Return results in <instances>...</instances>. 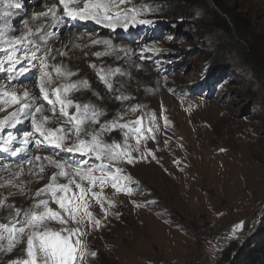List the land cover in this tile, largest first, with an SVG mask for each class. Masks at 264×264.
<instances>
[{
  "label": "rangeland",
  "instance_id": "1",
  "mask_svg": "<svg viewBox=\"0 0 264 264\" xmlns=\"http://www.w3.org/2000/svg\"><path fill=\"white\" fill-rule=\"evenodd\" d=\"M148 1L130 0L123 7L135 5L144 11L150 6ZM172 7V19H152L150 27L137 24L141 30L130 25L127 31L120 29L123 32L116 34L106 27L105 33L97 34L102 30L99 25L91 30H76L70 38L63 29L60 37L56 28L67 23L64 17L63 22L54 26L51 23L43 32L30 37L39 40L45 34H56L61 38L50 46L55 51L48 57L49 65L76 73L69 78L72 83L88 84L72 91L68 99L104 110L101 123L121 115V123L142 117L145 135H155V140H142L140 151L132 153H143L145 159L133 165H120L124 168L122 175H130L138 182L129 185L135 189L133 194L116 192L110 184L104 186L102 193L99 186L92 189L105 198L107 218L100 204L88 194L89 211L103 226H84L87 235L80 239L89 253L95 251L97 255L86 256L80 264H228L238 249L245 254L256 248L264 231V0H176ZM6 10L10 12L5 21L7 28L0 24V29H4L5 38H18L24 32L12 34V26L27 22L35 12L24 10L23 21L18 22L16 15L21 14V9ZM28 26L37 33L34 22ZM78 36H84L81 45L77 44ZM104 41L110 42V46ZM61 53L62 59H56ZM246 64L258 66L253 70ZM24 66L26 62L17 67ZM117 68L124 75L111 77L109 91L98 73L107 75ZM49 70L54 76L51 88L65 82L63 77L55 78L54 69ZM211 70L219 71L213 80L214 88H199L194 93L187 90ZM38 76L37 68L23 75L17 72L12 80L0 73V85L18 95L27 90L31 97H36V105H43L42 115L50 118L47 127H70L67 118L60 115L59 105L53 108L43 100ZM118 95L132 99L121 102L115 99ZM50 98L55 99L51 95ZM135 105H140V109L129 111ZM17 108L19 105L0 106V119ZM40 118L41 114H37ZM150 126L154 133L147 132ZM85 128L95 129L99 125L86 124ZM125 131L117 128L103 138L123 147ZM9 132L17 137L10 148L24 147L26 135L31 140L26 150L15 156L0 152V164L10 165L0 172V184L13 179L14 185L23 188L21 194L20 187H0V197H6V204L22 211L29 209L34 199L49 198L35 197L37 190L45 187L58 171L48 166L43 157L85 167L98 164L96 160L85 164L88 156L61 152L43 144L38 148L35 140L40 137L28 116L14 128L5 127L0 133V148ZM74 142L73 136L66 146ZM128 143L136 146V139L130 136ZM148 150L155 154V159ZM35 156L42 159L33 160L31 165L26 162ZM40 165H44L42 173ZM21 168L23 174L14 178L13 174ZM30 168L42 178L30 175ZM76 179L79 181V177ZM57 182L68 181L58 177ZM83 185L89 186L86 180ZM72 191L78 193L79 189L72 185ZM109 201L115 206L109 207ZM133 202L142 206L136 207ZM50 207L57 209L58 205L50 201ZM11 211L7 207L0 209V222L8 223ZM241 223L243 228L235 231ZM49 227L59 229L61 225L51 221ZM26 239L25 235L11 251L7 250L6 239L0 241V264L26 259ZM257 261L264 263L260 258Z\"/></svg>",
  "mask_w": 264,
  "mask_h": 264
},
{
  "label": "snow or ice",
  "instance_id": "2",
  "mask_svg": "<svg viewBox=\"0 0 264 264\" xmlns=\"http://www.w3.org/2000/svg\"><path fill=\"white\" fill-rule=\"evenodd\" d=\"M59 5H62V13L58 16L57 6L49 8L47 12L39 14V16L47 17L53 21V25L61 18L67 17L71 20L93 21L96 24H103L106 27L116 30L118 27L127 31L129 26L136 24H151L150 19L140 18L144 16L142 8L135 5L123 7L125 4H130V0H58ZM82 5V6H81ZM21 4L16 0H0V8L5 9L0 11V20L10 15L8 8H20ZM39 16L37 18H39ZM7 24L5 23V29ZM23 35L16 38H5L4 29H0V73H6L7 78L12 80L15 74L19 72L21 75L27 73L31 68H37L38 89L44 101L55 108L59 105L60 115L67 118L66 125H61L59 128L52 129L46 126L50 118L43 116V105H36V97H31L30 93L25 90L22 95H18L14 90H8L5 85H0V106L19 105V108L9 113L3 119H0V133L5 127H16L22 122L24 116H28L32 128L40 138L35 140L37 147L42 144L48 147L59 149L61 152L72 154H80L82 156L94 157L99 163L96 165L84 166L69 163L64 159L57 160L51 156L43 157L47 161L48 166L56 168L58 171L53 173L50 182L43 188L37 190L35 197L47 196L48 199H34V203L27 210L15 208L14 205L6 204V197H0V209L9 208L12 211L8 216V223L0 222V241L5 239L8 241L7 250L11 251L16 244L20 243L25 235L26 239V259H17L11 261V264H80L86 256L95 257L97 253L87 251V245L80 237L87 235L85 225H90L93 229L102 227V222L95 218L89 211L87 202L88 194L96 199L104 211L105 218L109 215L104 208L105 198L100 193L92 192V189L99 186L101 193L104 186L110 184L116 192H122L127 195L133 194L135 189L129 185L138 183L133 181L130 175H122L124 168L120 165H133L140 159L146 157L141 153L140 156H133V152H139V144L142 140L153 139L155 135L147 136L142 125V117L135 121L121 123L123 119L121 115L119 119L100 122V117L105 115L104 110L96 108L95 105H81L71 99H68L72 91H79L80 86L87 87V81H79L72 83L69 78L76 73L67 72L58 65H49L48 57L51 54V49L47 47L48 35L45 34L39 39L43 43H37L31 39L34 35H38L44 31L43 26L37 29L34 34L32 29L25 22ZM93 43H100L94 41ZM109 44L110 42L104 41ZM30 46V47H29ZM120 51H125L121 49ZM107 55L108 53H104ZM64 55V53H61ZM101 55L100 53L96 54ZM22 62H26L27 66L17 67ZM55 78L63 77L65 82L60 83L55 88L50 86ZM95 67V65H91ZM115 74L124 75L119 68L110 71L107 75L99 74V78L105 83L109 91L112 90L111 77ZM54 96L55 99L50 98ZM118 101L132 99L130 96L118 95L115 97ZM36 105V106H34ZM140 105L132 106L129 111L135 112L140 109ZM75 109V111H70ZM37 114H41V118L37 119ZM154 119V117H153ZM86 124L99 125V128H85ZM119 129L127 130L124 132L123 147L120 143H107L104 140V134ZM147 132L154 133L153 127H149ZM75 137V142L71 146H66V141ZM136 139V146L128 143L129 137ZM17 139L11 132L7 134V139L4 140V146L0 148V152H11L13 156L24 152L29 143L30 137L26 135L23 139L24 147L10 148L9 146ZM223 151V149H222ZM149 155L155 159V154L148 150ZM42 158L35 156L32 160L26 161L32 164L33 160L39 161ZM87 162L85 161V164ZM19 167V166H18ZM10 165L7 163L0 164V172L8 170ZM40 173L44 171V165L39 166ZM99 173V175H96ZM23 174V169L13 174L14 178ZM30 175H36L29 169ZM58 177L67 179V183L60 184L57 182ZM79 177V181L76 179ZM87 181L88 187L83 185V181ZM15 186L13 179H8L5 184H0V187ZM72 185H75L79 192L72 191ZM20 192L23 194V188L20 187ZM59 193V195H58ZM50 201L58 205L57 209L50 207ZM141 207L142 205H136ZM154 203V202H153ZM109 207H114L113 202H108ZM55 221L61 225L59 229L49 227V222ZM69 224L76 225L75 227H67ZM243 228V223L238 225L235 231ZM74 239V242H70ZM2 247V245H0Z\"/></svg>",
  "mask_w": 264,
  "mask_h": 264
},
{
  "label": "trees",
  "instance_id": "3",
  "mask_svg": "<svg viewBox=\"0 0 264 264\" xmlns=\"http://www.w3.org/2000/svg\"><path fill=\"white\" fill-rule=\"evenodd\" d=\"M175 1L176 0H149L147 3L150 6L144 10L145 14H144V16H142V18H149L150 19V18L167 17V18L172 19L174 17L172 14V11L174 9L172 7V3H174ZM147 11L149 13H147ZM242 50L244 51L245 48H242ZM227 54H229V53H227ZM210 56H211V54H210ZM250 60L252 63H254L252 58L248 59V61H250ZM257 66L258 65H256V67ZM245 67H249V69H253V70L255 69L256 70V67L253 64H249V65L246 64ZM211 71H209V73L206 72L204 76L196 79V81H194L191 86L187 87V90L191 93H194V92L199 91L198 90L199 88H201L202 90L204 88L208 89L209 87L214 88L213 80L215 79V74H218L219 71L218 70H211ZM207 89H206V91H208ZM86 158H88V160H86V162L95 161V159L92 158L91 156H88ZM259 238H260V241L258 242V246L256 248L249 249L248 252L245 254L243 253L242 250H239L233 260L229 259L228 264H260V263H258L257 259L260 258L261 260H264V231L261 232V236ZM261 264H264V263H261Z\"/></svg>",
  "mask_w": 264,
  "mask_h": 264
},
{
  "label": "bare ground",
  "instance_id": "4",
  "mask_svg": "<svg viewBox=\"0 0 264 264\" xmlns=\"http://www.w3.org/2000/svg\"><path fill=\"white\" fill-rule=\"evenodd\" d=\"M58 2V0H18V2L21 4V7L19 8V9H21V10H19V11H21V14H19V15H16L18 18H17V20H18V22L19 21H23V17H24V15L26 14V12L24 11V10H29V11H31V12H35L34 14H31L30 15V18H28V20H27V24H29V23H35V27H38V28H40L41 26H43V28H45V27H47L48 25H50L51 23H53V21L52 20H50L49 18H47V17H43V16H39V14H41V13H44V12H47L48 11V9L49 8H51V7H53V5H55L54 4V2ZM40 2H43L42 3V5L41 6H39L40 4ZM57 6V10H58V16L61 14L60 12L62 11V5H59V3L56 5ZM14 9H16V8H10V10H14ZM0 11H4V9H0ZM28 12V11H27ZM20 13V12H19ZM21 15H22V17H21ZM39 16V18H37ZM27 18V17H26ZM25 18V19H26ZM64 18V17H63ZM63 18H61V19H59L58 21H57V23H60L61 21H62V19ZM5 21H7V19H6V17L3 19V20H0V24H5ZM64 21V20H63ZM62 21V22H63ZM86 22H89L90 23V25H92V26H85L84 28H88L89 30H91L93 27L94 28H96V26H101V29L102 30H99V31H97L96 33L98 34V33H105L104 31H106V26L105 25H103V24H96L95 22H93V21H86ZM66 23H64L63 25H65ZM63 25H62V27H63ZM5 26V25H4ZM30 26V25H29ZM59 26H61V24L59 25ZM0 27H2V26H0ZM64 29H66V30H63V32H65V31H68V34L66 35V36H69V38H70V36L76 31V30H79L80 29V26L79 25H76V28L75 29H73L72 28V26H69V25H67L66 27H64ZM121 28H117L116 30H112V31H114L116 34L118 33V32H120L119 30H120ZM26 31V29H25V23H20V24H15V25H13L12 26V28H11V33L13 34V33H15V32H25ZM70 31V32H69ZM6 32V31H5ZM62 32V33H63ZM47 33V32H46ZM75 34V33H74ZM120 34V33H119ZM62 35V34H61ZM35 36V35H34ZM61 37V36H60ZM59 36H57L56 34H53V35H48V39H47V47L48 48H50V46L52 45V44H56V43H58L60 40H61V38H60ZM60 38V39H59ZM91 38V37H90ZM81 39H84V36H78V40H77V44L78 45H81L82 44V42H80V40ZM69 40V39H68ZM67 41V40H66ZM72 41V40H71ZM36 42H38V43H41V47H43L44 45H43V43H42V41L39 39V40H36ZM68 42V41H67ZM73 42V41H72ZM67 44V43H66ZM65 44V45H66ZM73 44H75L76 45V43H73ZM72 44V45H73ZM30 47V46H29ZM53 50H54V47H53ZM53 50H51V53H53ZM57 50V49H56ZM55 51V50H54ZM62 51H64L63 50V48H62ZM54 56V55H53ZM56 59H62V55L61 54H59V56L58 57H56Z\"/></svg>",
  "mask_w": 264,
  "mask_h": 264
},
{
  "label": "clouds",
  "instance_id": "5",
  "mask_svg": "<svg viewBox=\"0 0 264 264\" xmlns=\"http://www.w3.org/2000/svg\"><path fill=\"white\" fill-rule=\"evenodd\" d=\"M64 19L67 21V23L64 26L69 25V26H72L73 29L76 28V25H79L81 27V29H79V30H82L85 26H89V27L92 26V25H90L89 22L80 21V20H71V19H69L67 17H65ZM144 19H149V18H144ZM152 19H155V18H150V20H152ZM64 26L63 27L62 26H60V27L57 26L56 29H58V31H59V32H57V35L59 34V36H60V34L62 33V30L64 29ZM82 26H84V27H82ZM144 26L150 27V26H152V23L151 24H145ZM135 28H136V30H141L142 29V27H140L137 24L135 25ZM122 32H123V30L121 32H118V33H122Z\"/></svg>",
  "mask_w": 264,
  "mask_h": 264
},
{
  "label": "water",
  "instance_id": "6",
  "mask_svg": "<svg viewBox=\"0 0 264 264\" xmlns=\"http://www.w3.org/2000/svg\"><path fill=\"white\" fill-rule=\"evenodd\" d=\"M263 209H264V206H263ZM238 251H239V249L233 254V259H234V257L236 256V254L238 253ZM232 259V260H233Z\"/></svg>",
  "mask_w": 264,
  "mask_h": 264
}]
</instances>
